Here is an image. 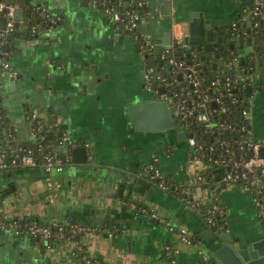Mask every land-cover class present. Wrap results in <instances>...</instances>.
Returning a JSON list of instances; mask_svg holds the SVG:
<instances>
[{"label": "crops", "instance_id": "crops-1", "mask_svg": "<svg viewBox=\"0 0 264 264\" xmlns=\"http://www.w3.org/2000/svg\"><path fill=\"white\" fill-rule=\"evenodd\" d=\"M141 1L148 15L140 29L161 42L159 46L169 45L163 44L166 33L170 43L177 36L183 41L192 14L201 13L209 21L206 28L217 26L220 31L222 26L243 23L253 2ZM22 4L38 12L46 9L56 27L49 44L34 46L39 40L33 41V30L29 40L22 38V29L29 26L25 7L18 5L25 16L23 21L15 19L20 37L9 57L18 76H1L0 105L21 144L33 141L28 117L36 110L47 131L55 130L70 140L54 148L69 162L51 175L52 201L46 198V174L41 168L0 172V219L92 226L95 229L78 240L89 256L104 264H208L203 235L209 237L210 228L199 210L151 184L143 172L155 156L167 183L183 187L194 200L209 204L218 190L228 240L264 237V218L251 196L233 183L222 182L224 170L206 169L189 158L187 141L178 139L173 130L161 135L133 129L128 105L152 95L146 92L143 62L130 34L117 30L84 0H22ZM252 91L249 137L261 139L264 66L257 69ZM79 146L86 149L82 163L74 162L71 153ZM180 229L201 243H181ZM76 242L67 238L46 247L38 239L2 233L0 264H79L73 254ZM167 246L174 251L173 262L164 255Z\"/></svg>", "mask_w": 264, "mask_h": 264}, {"label": "built area", "instance_id": "built-area-1", "mask_svg": "<svg viewBox=\"0 0 264 264\" xmlns=\"http://www.w3.org/2000/svg\"><path fill=\"white\" fill-rule=\"evenodd\" d=\"M84 1L92 9L101 12L117 30L130 34L131 38L138 46L142 62L145 55L151 52H158L161 58L166 56L170 65L173 67V70L170 72L171 77L174 75L178 77V79H173V83L176 84L180 83V81H184L190 88H192V91H185L179 84L177 89L174 91H170L168 88L165 89L166 77H163L160 74H154L150 69L143 68L142 78L146 89L153 94L155 99L166 101L168 104H171L170 109L177 120L179 118L184 120L194 115L196 117L195 121L202 126L205 133L214 134L215 129H218L220 137L223 131H227L228 136H230L231 131L235 130V127L232 124H226L225 122L220 123L222 126H219L218 124L214 125L211 118L213 112L215 111H218L219 113H225L227 111L222 95L219 94L218 91H211L213 88L216 90V88H219L221 83H224L227 90L226 92H228L227 96L230 98V103L237 105L238 107L242 106V104L244 105L240 109V115L241 118L248 122L249 126V101L252 96L247 97L246 94H244L245 98L242 99V96L238 95L237 91H235L236 89H233L232 87V84H235L236 80L231 75L225 77L223 76L224 79H221V81L218 78H214L207 81L208 83L202 82V78L198 76L197 67L199 63L197 61L188 63L183 59L177 60L174 57L173 43H177V47L179 48L186 49L183 41H181L178 36L175 37L177 40L175 39V41H172V43L168 46H159L150 34L141 31L140 24L143 17L139 13L128 9V6H125L126 8L124 10L119 8V4L123 2V0ZM113 1H116L118 4H112ZM129 1H131V3L133 2L132 4L137 7L145 6L144 2L141 0ZM125 3L130 5V2ZM262 6L263 0H253L249 14H252L251 18H256L255 26H258L260 20H264V11L262 10ZM17 7L18 5L13 2L0 0V14L6 17L4 25L0 28V41L4 45L10 35L14 34L15 30L18 28L19 22L14 19V11ZM232 26L234 27L235 25ZM29 28L33 30L31 26H29ZM5 51L6 50L3 48L0 49V77L5 75L11 78H16L18 76V72L10 64ZM234 60L237 59L234 58ZM244 87L245 86H242L241 89L244 90ZM241 92L245 93V91ZM28 118L32 122L31 134L33 142L36 146L28 148L18 147L16 149H10L9 151L1 148L0 172L23 167L41 168L46 174V198L47 200L52 201L55 198V192L51 181V175L53 173L60 172L65 165V162H69V158L66 156L64 158H59L57 157V153L54 151L43 152L41 140H37V135L42 129H44L43 123L39 119L36 110L31 111ZM240 130H245V124L240 126ZM248 138L249 139L245 141L244 146L252 153L249 157L240 161H235L227 168L223 166L225 162L224 160H218L215 157L211 166L213 171H216V169L224 170L221 175L222 182L236 184L237 181L243 180L244 183L241 184L239 188L251 196L259 215L264 218V205L256 197L264 190V154L263 156L259 155L260 148L264 147V137L261 139H253L251 137ZM69 141L68 137L62 135L61 141H59L58 145L68 143ZM186 141L189 148L195 149L192 155L193 159L201 162L202 158L206 155L202 151L204 150L203 146L198 144L197 140L192 135L188 136L187 134ZM228 142L229 137L226 140L220 138L217 140L218 148H224V152L229 153L228 148H225ZM216 148V146H209L205 150H207V153L210 154ZM220 155H222V152ZM157 165V158L153 156L151 162L144 168L143 172L151 184L155 185L162 191H167L166 177ZM181 192L182 196L180 197V200H182L190 209L199 210V212L201 211V216L207 225H214L215 220L213 213L222 215L223 211L217 202V193H214L211 203L202 204L191 198L190 193L187 190L185 191L184 188H182ZM131 207L135 208L136 206L134 203H131ZM141 211L144 212L145 210L142 209ZM150 216L155 217V213H151ZM51 223L56 226L52 228L50 226L38 224L32 221L27 223L21 222L18 219H0V230L17 236L22 233L23 229H25V231H27L31 236L37 237L42 241H45L47 244L50 240H54V238L59 240L63 239L65 235L64 229L66 228L70 229L73 233L91 232L94 229L89 226H82L73 223H64L59 225H57V222L55 221ZM179 234L181 243L185 245L194 244L185 229H180ZM169 248L170 247L167 246L165 250H168ZM171 250L173 251V249ZM173 260L174 259H172L171 262H173ZM86 264L92 263L90 260H86Z\"/></svg>", "mask_w": 264, "mask_h": 264}, {"label": "trees", "instance_id": "trees-1", "mask_svg": "<svg viewBox=\"0 0 264 264\" xmlns=\"http://www.w3.org/2000/svg\"><path fill=\"white\" fill-rule=\"evenodd\" d=\"M7 2H13L16 5H23L25 7V12L27 15V21L25 23H27L28 26H31V21L33 20V17L29 16L31 14L32 8L31 6L28 5H24L22 4V0H5ZM125 2H130V5H128V9H131L133 11H136L137 13H139L143 18L146 17L148 15V9L145 6H141V7H137L136 5L132 4L131 1L129 0H123V2H121L119 4V8L121 10H124L125 7ZM112 4L116 5L118 4L116 1H113ZM262 10L264 11V0H263V6H262ZM142 18V19H143ZM6 20L5 16H2L0 14V28L4 25ZM262 29H264V25H260L258 26L257 30H251L250 32H247V28H238L237 30H235L236 32L239 30L241 32V35L243 36V42L246 45L247 43L246 41V37L250 36L252 39L251 44L255 45L259 50L264 51V31H262ZM221 31H218L217 34H219ZM19 32L16 29L15 33L10 35V37L7 39L6 41V45H7V49H6V53H7V58L9 59L10 57V53H12V49L14 48L13 43L14 41L19 38ZM230 42V40L227 39L226 43H224V48L223 50H218V49H213L210 52H205V51H193L190 52L186 49L183 48H179L177 46L173 47V52H174V57L177 60H185L188 63H191L192 61H197L199 63L197 70H198V76L202 78V82L208 83L207 81L211 80L212 77L214 78H218L221 81V76H228L231 75L230 71L228 69H226L225 71H223L224 69V63L226 59H230V61L234 60V58L236 57V54L231 51L228 48V43ZM237 42V41H236ZM3 45L0 41V49L3 48ZM237 45V43H236ZM187 54H189V57H187ZM205 55V59L202 60L200 59L201 55ZM215 54H219V57H214ZM220 61V62H219ZM212 63H216L217 64V68L212 69L211 65ZM220 63V64H219ZM203 65H206V68H203ZM223 67V69H222ZM143 68L146 69H150L152 73L154 74H160L163 77H166V82H165V89H169L170 91H174L175 89H177V86L180 84L181 87L184 88L185 91H192V88H190L184 81L180 83H173V79H178V77L176 75L171 77L170 72L173 70V67L170 65L168 58L165 56L164 58H161L160 55L158 54V52H151L147 55H145L144 59H143ZM241 68H245V66H241ZM1 80V77H0ZM179 81V80H178ZM203 83V84H205ZM233 89H236L235 91H237L238 95L242 96V99L245 98L243 92L244 91L241 89V87H237L235 84H232ZM211 91H218L219 94L222 95V97L224 98L225 101V105L227 107V111L225 113H219L218 111L213 112L211 118H212V122L214 125L218 124L219 126H222V124L220 123H230L235 127L234 131H231L230 136L229 137V142L228 144H226L225 148H228L229 153H225L224 152V148L219 149L218 145H217V140H219L220 134L218 132V129H215V133L214 134H209V133H205L202 126L199 125L195 120L196 117L194 115L190 116L187 119H178L177 120V124L179 125V127L181 129H183L188 136L192 135L198 142V144L203 146V149H207L209 146H216L217 148L211 152L210 154L207 153V150H202L206 155L205 157L202 158V161L204 164L209 166V170H212V164H213V160L216 157L218 160H224V164L223 166L225 168L230 167L232 165L233 162L235 161H240L242 159H246L247 157H249L252 153L249 149H247L244 144L245 141H247L249 138V129H248V122L245 121L243 118H241L240 115V109L241 107H243L244 105L242 104V106L238 107L237 105H234L232 103H230V98L227 96L226 92V87L224 83H221L219 88H216V90L213 88ZM233 91V90H231ZM214 94V93H213ZM210 94V95H213ZM193 98V96H192ZM243 103V102H242ZM215 108V107H213ZM242 124H245V130L241 131L240 130V126ZM248 129V130H247ZM61 134H58L57 131H47V129H42L41 132L37 135V140H41V145L43 147V152L46 151H54V148L58 145L59 141H61ZM69 144V142L67 143ZM36 144L32 141L30 143H26V144H21L18 143L16 141V136L14 134V130L11 127V125H9V121L5 115V112L3 110V108L0 105V149L4 148L5 150L9 151L10 149L13 148H18V147H23V148H28V147H35ZM188 157L193 159L192 155L194 153L195 149H188ZM222 152V155H220V153ZM66 155L65 154H57V157L59 158H64ZM67 157V156H66ZM67 162H65L66 164ZM260 174V173H258ZM243 180L237 181L235 185H237L238 187L241 186V184H243ZM166 184H167V191H164L165 193H170L171 195L175 196L176 198L180 199V197L182 196V188L180 186L177 187H172L170 184L167 183L166 180ZM214 193H218V190H215ZM257 199H259L263 205H264V190L261 194L256 196ZM218 202V201H217ZM219 204V203H218ZM220 206V204H219ZM221 207V206H220ZM138 211H141V208H137ZM201 215V211L199 212ZM147 214V213H146ZM225 213L223 212L222 215L218 214V213H213L214 216V220L215 223L213 226H209L207 225L209 228H213V232L215 234H219L222 231L226 230V219H225ZM203 218V217H202ZM4 220V219H3ZM204 220V219H203ZM21 222H31L30 220H20ZM36 223V222H35ZM40 224V223H38ZM57 225L61 224L59 222L56 223ZM75 224V223H73ZM44 225L50 226V227H55L56 225H52L51 222L48 223H44ZM92 227V226H89ZM94 228V227H92ZM95 229V228H94ZM2 233H8L11 234L9 232H5L0 230V238L2 237ZM84 232H71L70 229L66 228L64 229V238L63 239H56L54 238V240H50L47 244L45 241H42L41 239L37 238V237H33L31 236L27 231H25V229L22 230V233L15 236V237H20V236H28L29 238L32 239H38L39 241H41L42 244H44L46 247H51L53 246L56 242L58 241H63L67 238H71L76 242V246L75 249L73 251V254L75 255V257L78 259L79 264H86V260H90L92 264H104L99 258H94L89 256L85 250L82 244H80L78 238L81 234H83ZM191 240L194 244H200L201 240L198 237H191ZM79 242V243H78ZM54 243V244H53ZM172 248L170 247L168 250L164 251V255L166 258L169 259V261H171L174 257V252L171 250Z\"/></svg>", "mask_w": 264, "mask_h": 264}, {"label": "water", "instance_id": "water-1", "mask_svg": "<svg viewBox=\"0 0 264 264\" xmlns=\"http://www.w3.org/2000/svg\"><path fill=\"white\" fill-rule=\"evenodd\" d=\"M24 9L17 7L14 11V19L18 21L24 20ZM30 17H33L31 25H34V40H39L33 43L34 46L47 45L50 43V35L56 24L52 22V16L46 9L44 11L32 10ZM192 19L188 23V34L183 39V44L186 50L193 51H205L210 52L214 48L223 50L224 43L227 39L230 40L228 48L236 54L237 60L226 59L224 63V69H228L231 76L236 80L235 85L237 87H244V91L247 97H251L253 94V78L257 73V69L264 66V51L259 50L255 45H252V39L250 36L246 38V45L243 42V36L241 32L237 30L240 28H247V32L252 29L257 30L258 26L264 25V20H260L258 26H255L254 17L252 14H247L243 23H237L233 26L220 27V33L217 31V26L213 28H206L208 20L203 17L201 13L198 15L192 14ZM30 28L22 29V38L29 40ZM217 31V33H216ZM264 31V29H262ZM237 41V45H236ZM32 41H30L31 43ZM159 42V41H156ZM161 43V42H159ZM164 45L170 44L169 33H166V41H163ZM177 46V43H173ZM3 49H7V45H3ZM189 57V54H187ZM214 57H219V54H215ZM200 59L204 60L205 55H201ZM245 66V68H241ZM212 69L217 68L216 63H212ZM206 68V65H203ZM214 79V77H212ZM223 80L224 77L221 76ZM162 91V89H161ZM171 104L166 101H160L155 98H141L140 102L131 103L127 107L130 123L135 131L159 133L164 135L167 131L173 130L176 132L178 139H187V133L182 131L177 124V118L174 117L171 109ZM46 130L47 127L44 126ZM182 137V138H181ZM221 138L228 139V132L223 131ZM74 162L82 163L86 161V149L83 146L75 147L71 150ZM264 147L259 150V155L263 156ZM221 173V169H216ZM222 174H220L221 176ZM134 178V177H133ZM121 186L119 189L121 190ZM147 213V211H146ZM225 231V230H224ZM224 234H215L213 228H210L208 232L209 237H205V246L209 252L207 260L208 264H264V237L259 239L242 238L228 240Z\"/></svg>", "mask_w": 264, "mask_h": 264}, {"label": "flooded vegetation", "instance_id": "flooded-vegetation-1", "mask_svg": "<svg viewBox=\"0 0 264 264\" xmlns=\"http://www.w3.org/2000/svg\"><path fill=\"white\" fill-rule=\"evenodd\" d=\"M232 26V25H231ZM237 43V42H236ZM146 88V87H145ZM146 92H148L150 95H152V97L151 98H153L154 96H153V94L150 92V91H148L147 89H146ZM145 92V93H146Z\"/></svg>", "mask_w": 264, "mask_h": 264}, {"label": "rangeland", "instance_id": "rangeland-1", "mask_svg": "<svg viewBox=\"0 0 264 264\" xmlns=\"http://www.w3.org/2000/svg\"><path fill=\"white\" fill-rule=\"evenodd\" d=\"M219 62H220V61H219ZM219 64H220V63H219ZM201 164L204 165L206 169L208 168V165L204 164L203 162H202ZM222 234H224V233L222 232Z\"/></svg>", "mask_w": 264, "mask_h": 264}]
</instances>
